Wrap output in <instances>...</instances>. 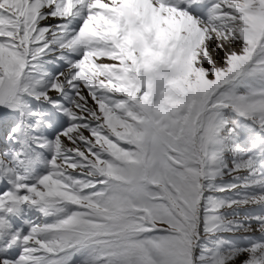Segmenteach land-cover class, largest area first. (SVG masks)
I'll list each match as a JSON object with an SVG mask.
<instances>
[{
	"label": "snow or ice",
	"instance_id": "snow-or-ice-1",
	"mask_svg": "<svg viewBox=\"0 0 264 264\" xmlns=\"http://www.w3.org/2000/svg\"><path fill=\"white\" fill-rule=\"evenodd\" d=\"M0 264H264V0H0Z\"/></svg>",
	"mask_w": 264,
	"mask_h": 264
}]
</instances>
